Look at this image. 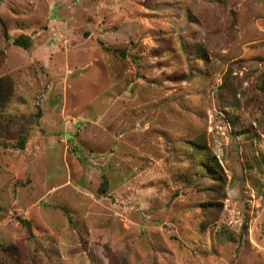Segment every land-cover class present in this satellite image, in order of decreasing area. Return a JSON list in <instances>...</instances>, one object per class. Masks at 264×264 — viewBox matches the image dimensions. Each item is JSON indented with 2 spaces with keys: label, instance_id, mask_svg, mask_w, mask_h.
Masks as SVG:
<instances>
[{
  "label": "rangeland",
  "instance_id": "374dc122",
  "mask_svg": "<svg viewBox=\"0 0 264 264\" xmlns=\"http://www.w3.org/2000/svg\"><path fill=\"white\" fill-rule=\"evenodd\" d=\"M0 77V264H264V0H0Z\"/></svg>",
  "mask_w": 264,
  "mask_h": 264
},
{
  "label": "trees",
  "instance_id": "16d2710c",
  "mask_svg": "<svg viewBox=\"0 0 264 264\" xmlns=\"http://www.w3.org/2000/svg\"><path fill=\"white\" fill-rule=\"evenodd\" d=\"M14 43L20 45L22 47H29L31 45V39L28 36L20 35L13 39ZM108 50V48H106ZM122 55L125 54L124 51H121ZM13 83L11 79L8 77H0V136L3 140L0 142L2 146H11L13 148L22 150L25 147L27 141V129L19 128L16 133L15 137L8 138L9 131L14 128V120L11 118V115L4 116L3 109L10 101L13 95ZM41 112L38 111L36 114L33 115L34 124L38 123V118L40 117ZM7 137V138H6ZM14 141V142H11ZM192 150L197 153L198 155L203 154L204 149L202 146H198L197 144L191 145ZM212 163L211 158H204ZM107 181L104 179L102 182L103 189L106 188ZM23 224L26 226L27 230L31 229V225L28 221L22 220Z\"/></svg>",
  "mask_w": 264,
  "mask_h": 264
}]
</instances>
